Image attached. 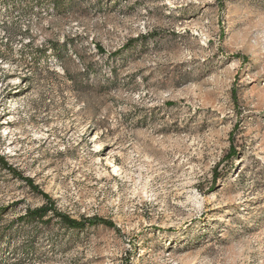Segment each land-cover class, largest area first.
<instances>
[{"label": "rangeland", "instance_id": "obj_1", "mask_svg": "<svg viewBox=\"0 0 264 264\" xmlns=\"http://www.w3.org/2000/svg\"><path fill=\"white\" fill-rule=\"evenodd\" d=\"M0 155V264H264V0H0Z\"/></svg>", "mask_w": 264, "mask_h": 264}, {"label": "trees", "instance_id": "obj_2", "mask_svg": "<svg viewBox=\"0 0 264 264\" xmlns=\"http://www.w3.org/2000/svg\"><path fill=\"white\" fill-rule=\"evenodd\" d=\"M56 6H59L60 4H55ZM97 47L99 48L98 50L101 51V46L97 45ZM92 68L89 67L88 65L85 66L84 68V72L82 73V78L80 77H75L73 75H71L72 80H74L76 82L77 85H82V86H90L93 85L94 83L90 80V72H92ZM85 80V81H84ZM107 83H101L100 87H106ZM0 163L2 165L3 168L8 169V170H12V166L9 164V162L5 159V157H3L2 155H0ZM24 180H27L28 182H30L31 185H33L32 180L31 179H27L25 178ZM44 196L46 197L47 201L51 200L50 197L46 194H44ZM1 210V209H0ZM52 210L48 207V203L46 205H43L41 207L35 208V209H29L24 215H20L18 217L19 220H24L28 222H35V220H42L44 216L47 215V213ZM54 216L59 218L61 224L65 227L71 228V229H83L86 226V222L87 220H82L79 221L77 219H73L68 215L62 214L60 212H58L55 209L54 212ZM1 238V236H0ZM3 238V236H2Z\"/></svg>", "mask_w": 264, "mask_h": 264}]
</instances>
